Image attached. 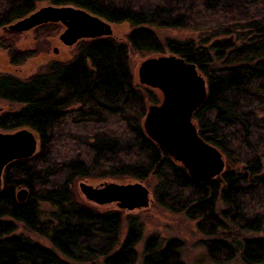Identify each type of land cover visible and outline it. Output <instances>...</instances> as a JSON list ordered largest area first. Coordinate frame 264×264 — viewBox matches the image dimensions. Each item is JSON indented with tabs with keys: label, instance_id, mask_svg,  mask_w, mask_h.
I'll list each match as a JSON object with an SVG mask.
<instances>
[{
	"label": "trees",
	"instance_id": "trees-1",
	"mask_svg": "<svg viewBox=\"0 0 264 264\" xmlns=\"http://www.w3.org/2000/svg\"><path fill=\"white\" fill-rule=\"evenodd\" d=\"M43 4L81 9L129 32L122 40L80 41L68 60L26 78L0 73V100L15 109L0 117V130L28 128L39 139L35 157L3 173L0 264H136L140 220L100 210L76 192L80 181L108 180L140 182L157 206L193 222L209 261L264 264V0H0V51L12 66L38 53L18 50L19 34L2 29ZM61 27L39 26L33 38L54 40ZM152 29L197 37L161 41ZM134 55L174 56L204 79L207 96L192 120L226 160L209 185L192 180L146 136L143 121L159 97L134 83ZM19 189L28 191L22 203ZM17 224L51 249L16 233ZM184 246L149 236L140 264H183Z\"/></svg>",
	"mask_w": 264,
	"mask_h": 264
},
{
	"label": "water",
	"instance_id": "water-1",
	"mask_svg": "<svg viewBox=\"0 0 264 264\" xmlns=\"http://www.w3.org/2000/svg\"><path fill=\"white\" fill-rule=\"evenodd\" d=\"M50 23L62 26L58 41L67 48L83 40L112 36L111 24L73 7L45 6L2 30L22 34ZM137 75L139 85L162 96L158 105L147 109L143 121L146 136L179 163L192 180L209 185L222 174L225 164L222 155L199 137L192 120L207 96L204 79L194 65L174 56L143 61ZM38 150V136L28 128L0 131V191L5 168L35 157ZM78 189L86 201L99 206L115 204L117 209L129 212L149 206V191L139 183H106L97 188L80 183ZM27 197L26 189L16 195L19 203Z\"/></svg>",
	"mask_w": 264,
	"mask_h": 264
},
{
	"label": "rangeland",
	"instance_id": "rangeland-1",
	"mask_svg": "<svg viewBox=\"0 0 264 264\" xmlns=\"http://www.w3.org/2000/svg\"><path fill=\"white\" fill-rule=\"evenodd\" d=\"M47 5L43 4L38 9L45 7ZM62 28V27H61ZM112 37L115 39L122 40L124 39L125 35L129 32V27L127 25H120V26H113L112 25ZM152 31L156 34L158 39L161 41H171V40H186L189 38H196L197 35L195 33L189 31H179V30H167V29H152ZM63 32V28L60 34ZM59 34V35H60ZM1 35V31H0ZM16 48L20 51H31L35 50L38 54L35 57L29 58L24 64L19 65L17 67L12 66L9 61L6 52L0 51V73H7L18 78H26L32 73H35L39 68L43 67L47 63L51 61H62L68 60L71 51L74 49L75 44L71 48L64 47L59 41L58 37L54 40L47 41V42H37L33 38L32 31L19 34L16 40ZM54 49H57V53L54 54ZM168 55L164 56L167 57ZM159 56H132L130 58L129 64L131 68V72L133 75V80L136 85H139L138 81V68L140 64L147 60V59H156ZM161 57V56H160ZM141 86V85H140ZM157 91V90H155ZM157 95L159 97V102L161 100V94L157 91ZM11 106L8 105L6 102L0 100V117L3 116L6 112L13 111L15 109H9ZM14 108V107H12ZM1 131V130H0ZM224 164H226V160L223 158ZM225 168V167H224ZM264 173V171H263ZM80 183H85L93 188L99 187L101 184L106 183H115L120 185H128V184H135L139 183L144 186L149 191V206L146 209L134 210V211H122L123 217L125 215H132L136 216L138 220H140L142 224V238L141 242L136 246L135 251L137 252L139 259L136 264H140L141 254H142V244L145 239L152 235H159L162 240H178L184 243V249L181 252V261L183 264H216L214 261H209L203 252V248L198 245V243L206 242L205 238H202L201 235L196 231L194 223L191 221H187L183 215L180 214H169L161 207L155 204L154 199L151 195V191L147 188L144 184L140 182L134 181H127V182H119V181H104V182H88V181H80L76 183V192L78 193L79 197L82 198L84 202L89 203L97 207L100 210H107V209H117L115 204H109L104 206H99L94 203H90L84 199V196L80 193L78 189V185ZM21 190V189H19ZM17 190V193L19 192ZM118 210V209H117ZM125 232V225L122 226L120 241L123 240ZM23 235H26L33 241L41 244L46 248L51 249V245L49 242L32 233H29L26 230H23L22 226L17 224V232ZM262 234H252V237H260ZM61 259H63L60 255H58ZM65 260V259H63ZM67 261V260H65ZM68 262V261H67ZM101 258L94 262L93 264H100ZM228 264H236V263H228Z\"/></svg>",
	"mask_w": 264,
	"mask_h": 264
},
{
	"label": "bare ground",
	"instance_id": "bare-ground-1",
	"mask_svg": "<svg viewBox=\"0 0 264 264\" xmlns=\"http://www.w3.org/2000/svg\"><path fill=\"white\" fill-rule=\"evenodd\" d=\"M206 85V84H205ZM206 93H207V90H206Z\"/></svg>",
	"mask_w": 264,
	"mask_h": 264
}]
</instances>
